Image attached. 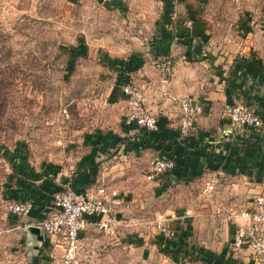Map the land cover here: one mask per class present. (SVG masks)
<instances>
[{"label":"rangeland","instance_id":"1","mask_svg":"<svg viewBox=\"0 0 264 264\" xmlns=\"http://www.w3.org/2000/svg\"><path fill=\"white\" fill-rule=\"evenodd\" d=\"M169 1L0 0V264L31 263L34 220L7 209L22 188L46 199L53 183L96 164L97 133L122 127L128 107L119 78L136 59L164 57L154 59L153 48ZM178 10L184 18L192 11L211 34L240 42L264 34V0H179ZM121 134L107 144L122 142ZM134 173L116 181L123 196L136 198L133 208L114 213V234L84 231L83 264H205L202 256L222 251L234 217L255 194L248 180L218 175L156 192L145 168ZM160 216L172 220L183 245L164 247L149 226Z\"/></svg>","mask_w":264,"mask_h":264},{"label":"crops","instance_id":"2","mask_svg":"<svg viewBox=\"0 0 264 264\" xmlns=\"http://www.w3.org/2000/svg\"><path fill=\"white\" fill-rule=\"evenodd\" d=\"M197 22L198 28L187 45L181 38L171 44L156 45L153 48L154 59L164 56L173 60L174 72L170 90L181 96H195L204 105V114L191 136H179L182 116L171 111L170 102L160 94L159 74L154 61L153 64L150 61H136L129 77L132 82L145 88L146 104L158 118L159 132L152 135L126 128L122 123L119 130L111 128L97 133L99 144L94 148L96 164L78 174L73 172L68 178H63L62 182L56 180L46 190L49 198L57 189L68 184H74L78 188H96L105 184L119 189L116 185L123 186L116 181L123 180L126 183L129 176L135 174L134 169L145 168L146 173L150 159L161 152L175 157L177 166L167 175L152 181L155 182L156 192H162L169 183L194 180L197 176L218 175L236 180L246 179L253 185L252 191L255 194L249 200L248 207L242 209L253 207L257 196L264 193V127L258 131L235 129L224 117L223 109L228 100L245 101L264 120V34L249 33L245 41L240 42L230 34H211L204 31L203 25ZM246 58L253 59L244 64ZM255 59L259 63L256 64ZM121 99L126 103L127 109V98L124 96ZM117 134L126 139L117 144L114 143L116 140H112L111 144H107L110 140L107 136L117 137ZM95 160L92 158V163ZM22 190L19 195L21 200L31 196L34 204L30 216L25 217L26 222L43 218L47 212L48 197L43 200L40 194L30 195L24 187ZM136 195L142 197L140 193ZM132 197V192H127L126 196L120 193L115 212L119 208L132 209L133 204L130 201L136 200ZM244 225L246 224L243 219H234L224 248L218 252H206L202 256L205 264H264V260L257 259L248 248L238 253L229 251L228 242ZM88 228L97 229L93 225ZM83 234L84 231L81 238ZM41 235L42 241L30 234L29 240L35 243L32 251L28 253L30 264H42L41 259L44 264H59L64 244L53 241L52 245L47 237ZM55 238L64 240L62 235ZM163 240L166 243L164 247H175L176 240L165 237ZM176 246L180 247L178 244Z\"/></svg>","mask_w":264,"mask_h":264},{"label":"built area","instance_id":"3","mask_svg":"<svg viewBox=\"0 0 264 264\" xmlns=\"http://www.w3.org/2000/svg\"><path fill=\"white\" fill-rule=\"evenodd\" d=\"M110 1L112 0H105ZM170 4V11L165 16L163 25L175 32L183 16L178 10L179 0H170ZM183 26L191 30L195 26L194 20L185 17ZM173 41H179V38L175 37ZM154 65L159 74L160 94L170 102V110L182 116L179 136L187 138L191 136L204 114V105L195 96H181L170 90L174 72L173 60L170 57L156 58ZM121 88L128 101L123 125L152 135L157 134L160 130L159 121L147 107L145 88L132 81L124 83ZM223 115L235 129L258 131L264 127L263 118L245 101L228 100L224 104ZM176 166L175 157L156 153L149 161L146 180L152 182L171 172ZM119 197V190L105 184L96 188H78L74 184H68L52 194L47 202L46 215L27 227L39 228L45 237H64L65 244L59 264H83L79 258L81 233L93 225L107 234H114L116 220L113 215ZM33 208L34 204L30 199L9 203L7 207L10 213L18 217L30 216ZM234 218L243 219L246 225L240 227L228 242L229 251L238 253L248 248L257 259L264 260V193L257 196L252 208L242 209ZM149 226L167 239L178 238V230L169 218L160 216Z\"/></svg>","mask_w":264,"mask_h":264},{"label":"trees","instance_id":"4","mask_svg":"<svg viewBox=\"0 0 264 264\" xmlns=\"http://www.w3.org/2000/svg\"><path fill=\"white\" fill-rule=\"evenodd\" d=\"M170 1L168 2V4H166V8H165V13H169L170 11ZM189 11V10H188ZM189 16L190 18H192L194 20V23H195V26L190 30L186 27L183 26V23H184V17L182 18L181 22L179 23V26L177 28V31H172L170 29H167L165 28V25L159 23V26H158V29H159V33L157 34L156 36V45H163V44H171L173 42V40L175 39V37H178L179 39H183L184 41V44H188L189 42L192 41L191 36L192 34H195L196 32V29L198 28V26H196V22H197V16L196 14H194L192 11H189ZM190 40V41H189ZM87 54V53H86ZM136 61H141V60H137ZM136 61L133 65H126L123 70H122V73H121V76L119 78V81L120 82H123L124 83H127L130 80V77H129V74L133 72L134 70V66L136 64ZM248 64V62L246 61V59L244 60V64ZM255 63H259V60H255ZM51 198H47V202L50 200ZM179 230V229H177ZM179 233V231H178ZM181 237H180V234H178V238L176 239V243H175V246L178 244L179 246L183 245L182 242H181Z\"/></svg>","mask_w":264,"mask_h":264},{"label":"water","instance_id":"5","mask_svg":"<svg viewBox=\"0 0 264 264\" xmlns=\"http://www.w3.org/2000/svg\"><path fill=\"white\" fill-rule=\"evenodd\" d=\"M29 230H30V232H31L33 235L37 236V237L39 238L40 241L43 240V236L41 235L42 233H41V230H40L39 228H36V227H30Z\"/></svg>","mask_w":264,"mask_h":264}]
</instances>
